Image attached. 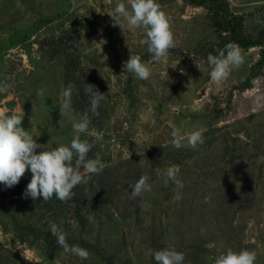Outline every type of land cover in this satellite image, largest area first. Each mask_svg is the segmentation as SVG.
<instances>
[{"label":"rangeland","instance_id":"obj_1","mask_svg":"<svg viewBox=\"0 0 264 264\" xmlns=\"http://www.w3.org/2000/svg\"><path fill=\"white\" fill-rule=\"evenodd\" d=\"M121 2L130 10L128 0H0V82L11 85L0 93V108L22 109L21 127L38 144L51 150L75 135V107L59 114L67 58L76 65L72 77L84 72L105 94L80 137L95 144L94 158L99 154L105 167L94 177L104 185L92 192L88 222L72 224V232L89 229L88 242L110 255L104 260L86 249L89 258L81 260L58 248L49 260L43 238L14 231L0 213V264H156L150 250L164 248L184 253V264H212L228 248L254 251L255 264H264V65L244 87L259 47H240L244 63L217 87L207 56L218 55L222 33L208 5L157 0L171 18L175 47L153 62L139 43L143 29L124 20L114 26L110 16ZM225 2L243 15L246 34L264 26V0ZM130 55L149 64L147 80L124 68ZM173 127L204 130V143L174 148ZM173 165L182 189L166 176ZM142 175L151 191L130 199Z\"/></svg>","mask_w":264,"mask_h":264},{"label":"clouds","instance_id":"obj_2","mask_svg":"<svg viewBox=\"0 0 264 264\" xmlns=\"http://www.w3.org/2000/svg\"><path fill=\"white\" fill-rule=\"evenodd\" d=\"M129 7L125 3H118L114 9V15L110 16L114 26L121 29L122 20L133 29H143L146 35L139 43L147 46V51L152 56L153 62L166 60L169 50L175 47L174 34L171 28V18L162 10L157 0H128ZM207 62L211 66L210 79L217 87L226 81L235 68L244 63L242 49L238 44L229 42L221 49L218 55L207 56ZM127 71L134 74L137 79L147 80L151 75V68L147 62L142 61L139 55H130L124 64ZM11 85L0 82V93L10 91ZM75 88L69 83L63 91V103L59 114L68 116L72 113V93ZM84 92L89 96L90 111L98 116L101 102L105 94L100 93L92 84L84 83ZM39 94H43L40 90ZM261 97L257 96L259 101ZM11 113V114H9ZM24 113L17 114L15 110L0 108V184L5 188L17 185L26 171H30L31 180L24 190V196L33 200L42 198L47 202L55 196L61 202L71 200L75 193L73 189L81 184H87L92 175H98L103 171L105 164L97 154L95 158H88L95 144L89 140H82L81 134L88 133L91 124L88 112L79 116L72 128L75 133L69 145H60L51 150H42L45 145H40L34 140L29 131L21 127ZM204 130H193L182 133L177 127L171 130L170 143L176 149L185 146L196 150L198 145L204 143ZM96 139L102 138L100 133H95ZM39 150V151H38ZM179 166H171L167 172V178L177 188L184 187L178 179ZM149 177L142 175L137 182L130 186V199H136L144 192L151 191L148 183ZM177 194L176 199H180ZM51 234L57 237V243L66 253L78 256L81 260H87L90 253L79 245H69L67 236L55 223L50 225ZM156 264H184L185 254L174 248L150 250ZM212 264H255L256 253L247 249L233 251L228 248L224 252L211 258Z\"/></svg>","mask_w":264,"mask_h":264},{"label":"trees","instance_id":"obj_3","mask_svg":"<svg viewBox=\"0 0 264 264\" xmlns=\"http://www.w3.org/2000/svg\"><path fill=\"white\" fill-rule=\"evenodd\" d=\"M189 2L194 5L209 6L212 25L222 33L217 51L224 49L229 42H234L239 47H259L257 58L250 66L246 77L247 81L244 87H249L252 78L264 65V26L257 31L255 36H251L243 31V15L230 12L225 0H189ZM75 67L72 57L67 58L64 67L65 86L69 83L76 85L72 93V105L79 116L86 111L89 115V113L91 114L88 111L90 109L89 96L84 92V83L89 84V79L87 75L83 74L84 72H76L75 76L72 77L73 72L76 71ZM100 109L101 107L98 111ZM42 150L46 149L43 148ZM94 155V151H90L88 158H94ZM94 176L92 175L87 184L78 185L73 189L75 195L71 200L61 202L53 196L52 199L45 202L42 198L33 200L24 196V190L31 180L30 171H26L17 185L5 188L4 185L0 184V213L8 217L7 222L11 224L14 231L29 233L36 239L43 238L46 242L45 255L49 260L54 258L56 249L62 248L57 243V237L51 234V223H55L62 229L67 236L69 245H79L93 254L103 256V248H98L95 242L90 243L86 239L89 229L81 231L78 235L72 232V224L77 222L82 225L88 222L87 216H89L96 201L92 192L99 194L98 188H102L104 185L102 176L99 175L97 178ZM108 258H110L109 254L102 257L104 260H108Z\"/></svg>","mask_w":264,"mask_h":264}]
</instances>
